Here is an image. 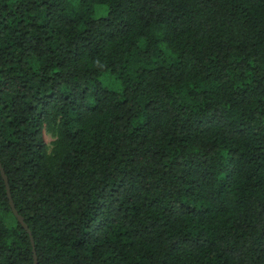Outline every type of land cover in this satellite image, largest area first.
I'll list each match as a JSON object with an SVG mask.
<instances>
[{
    "label": "trees",
    "instance_id": "1",
    "mask_svg": "<svg viewBox=\"0 0 264 264\" xmlns=\"http://www.w3.org/2000/svg\"><path fill=\"white\" fill-rule=\"evenodd\" d=\"M0 264H264V0H0Z\"/></svg>",
    "mask_w": 264,
    "mask_h": 264
},
{
    "label": "rangeland",
    "instance_id": "2",
    "mask_svg": "<svg viewBox=\"0 0 264 264\" xmlns=\"http://www.w3.org/2000/svg\"><path fill=\"white\" fill-rule=\"evenodd\" d=\"M99 11L96 12L98 14ZM42 137L45 144L46 151L49 153L52 148V143L55 139V126L44 125L42 128Z\"/></svg>",
    "mask_w": 264,
    "mask_h": 264
},
{
    "label": "water",
    "instance_id": "3",
    "mask_svg": "<svg viewBox=\"0 0 264 264\" xmlns=\"http://www.w3.org/2000/svg\"><path fill=\"white\" fill-rule=\"evenodd\" d=\"M2 179H3V182L5 184V188H6V193H7V198H8V204L10 206V209H11V212L14 216H16L17 219H19L18 215L16 214V211L14 210V207H13V204L10 200V197H9V193H8V187H7V180L4 176H2Z\"/></svg>",
    "mask_w": 264,
    "mask_h": 264
}]
</instances>
